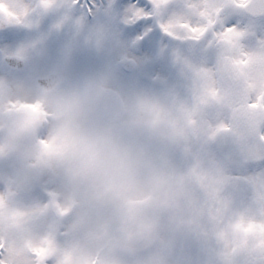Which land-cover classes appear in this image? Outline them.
<instances>
[{"label": "clouds", "instance_id": "clouds-1", "mask_svg": "<svg viewBox=\"0 0 264 264\" xmlns=\"http://www.w3.org/2000/svg\"><path fill=\"white\" fill-rule=\"evenodd\" d=\"M0 264H264V0H0Z\"/></svg>", "mask_w": 264, "mask_h": 264}]
</instances>
